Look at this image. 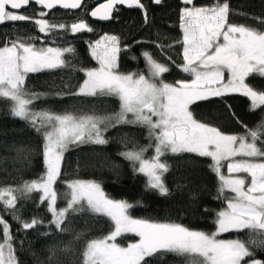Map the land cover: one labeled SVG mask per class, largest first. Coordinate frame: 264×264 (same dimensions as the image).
<instances>
[{
    "label": "snow or ice",
    "instance_id": "6c2138e0",
    "mask_svg": "<svg viewBox=\"0 0 264 264\" xmlns=\"http://www.w3.org/2000/svg\"><path fill=\"white\" fill-rule=\"evenodd\" d=\"M153 3L159 5L162 0H153ZM182 3L181 39L167 45L159 39L152 42L162 54L166 49L181 48L180 61L171 56L168 60L190 78L169 83L163 74L171 70L170 66L158 61L148 50L140 53L147 75L119 72L120 54L130 51L132 45L122 46L120 37L114 34L105 33L94 42H87L90 56L98 67L85 68L75 63L76 48L71 44L59 46L57 34L94 32V28L84 18L71 24L55 23L47 18L50 13L45 10L57 6L64 10H86L85 0H0V25L31 22L37 29L36 35H16L0 41V99L10 103L14 118L25 121L42 135L45 166L44 173L36 179L0 187V264H20L18 251H23L24 241H20L21 247L17 249L12 222L19 225L16 233L44 229L38 235L48 237L69 232L70 218L85 211L107 217L111 227L107 235L86 242L82 264H150L146 258L165 253L183 257L184 264H264V116L249 127L231 113L243 132L229 134L208 121L198 120L192 111L198 102L230 93L246 97L250 112L264 110V89L248 83L253 77L264 79V16L251 18L261 26L254 27L229 21L232 13L229 0H214L207 6H196L195 0H182ZM33 4L39 7L38 11L31 15L23 11ZM118 5L141 9L144 23H148L147 7L142 0H105L86 14L108 21L114 18ZM237 14L247 18L246 13ZM37 42L42 46H37ZM49 42L57 46H47ZM131 59L136 60L137 56ZM66 69L83 73L84 78L73 91L72 77H69L63 83V89L67 90H57L55 96L114 97L119 102V111L97 114L93 106L92 112L76 114L34 108L48 93L30 91L26 86L28 75ZM117 125L147 130V144L133 145L118 155L132 165L134 174L146 178V191H155L160 196L172 194L166 182V175L172 170L168 157L194 154L210 158L209 169L218 180L214 199L224 205L215 212L214 231L134 218L130 214L134 204L107 197L95 180L68 181L64 193L56 190L54 186L62 175L65 153L85 144H108L106 133ZM149 150L153 154L146 157ZM224 162H227L228 175L222 172ZM181 179L187 181V177ZM187 186V182L176 183V190L182 193ZM34 193L38 194V200L34 201L36 208L46 205L50 219L39 215L25 219L21 215L19 202L33 200ZM188 195L192 201L197 198L195 191ZM61 197L66 200L62 208L58 207ZM245 230L247 239L219 238L222 233ZM125 234H134L138 240L122 246L118 238ZM81 235L77 233L66 244L60 241L50 245L48 264H61V254L73 251V244Z\"/></svg>",
    "mask_w": 264,
    "mask_h": 264
},
{
    "label": "trees",
    "instance_id": "16d2710c",
    "mask_svg": "<svg viewBox=\"0 0 264 264\" xmlns=\"http://www.w3.org/2000/svg\"><path fill=\"white\" fill-rule=\"evenodd\" d=\"M148 11V23H144L143 12L139 8L129 10L119 9L114 13V18L107 23L93 22L86 13L95 6L93 0H85L87 9L76 12L53 9L47 17L55 23H68L84 18L93 28L94 32L78 34L58 33L59 46L73 45L76 48L78 59L74 62L85 68L96 66L89 53L88 41H95L105 33L120 37L121 45L131 44L130 51L122 52L118 60V71L121 73L141 72L145 75L148 69L140 53L143 50L150 51L161 63L168 64L170 71L163 74L166 82L174 83L178 79H189L187 74L177 69L168 57L180 61L181 48L176 46L161 53L153 45V41H159L165 45L181 39L179 27V12L183 7L182 0H162L157 5L153 0H142ZM214 0H195L196 6H207ZM232 13L229 21L236 24L257 25L251 18L264 16V0H229ZM39 7L33 4L23 11L31 15L38 11ZM237 13H246L245 16ZM36 35L37 29L31 22H9L0 25V41L5 37L14 38L16 35ZM43 37V34H39ZM135 41H141L137 44ZM37 46H42L37 42ZM47 46L53 45L51 42ZM137 56L136 60L131 57ZM72 90L83 80V73H72L70 70H45L31 73L26 80V86L30 91L48 93L34 104V108H52L58 112H73L82 114L92 112L93 106L97 114H110L119 111V102L114 97L97 98H72L55 96L57 90L63 89V83L69 81ZM248 83L264 89V79L250 78ZM67 90V89H63ZM250 101L237 93H230L223 97H213L210 101L198 102L192 107L194 116L201 121H208L218 126L225 133H241L243 128L233 118L235 113L243 123L249 127L254 126L262 116L264 110L249 111ZM147 130L133 125H117L110 128L106 137L109 143L106 145L85 144L73 148L65 153L61 164L62 175L54 186L59 193L66 191V182L73 180H95L101 184L107 197L114 200H126L135 205L130 209L134 218L151 219L157 222H175L184 226L205 232L215 230L213 223L215 212L224 207L222 201L214 199L217 195L218 180L209 169L210 158L196 157L194 154H184L180 158L168 157L172 170L166 175V182L172 194L160 196L155 191L145 190L146 178L142 174H134L132 165L118 155L122 151L131 149L133 145H145ZM42 135L37 134L25 121L14 118L10 113V103L0 99V187L20 185L25 180H33L40 177L44 171L42 155ZM153 154L151 150L146 157ZM225 166V162L224 165ZM224 168V167H223ZM187 177V181L181 179ZM188 183L183 192L176 190V183ZM195 191L197 198L192 201L188 195ZM38 200V194H33V200L19 202L21 215L25 219H31L33 215H39L50 219L46 213V205L36 208L34 201ZM139 202V203H137ZM66 200L61 197L58 207H65ZM2 208V206H0ZM208 209V211H205ZM11 222V217H8ZM70 231L61 235L39 236V231L44 229L29 230L27 233H16L18 224L12 222L13 234L17 236L16 247L20 249V241L23 240V251H18L20 264H48V247L63 241H73L77 233L82 234L73 244V251L61 254V264H82V252L88 240L105 236L111 227V221L104 216L94 215L88 211L75 214L71 218ZM247 230L242 233L228 232L220 234L219 238L229 240L239 236L247 239ZM138 237L134 234H125L118 238L121 245L134 242ZM63 245H61L62 247ZM35 253V255H33ZM150 264H184V258L173 253H165L162 256L146 258Z\"/></svg>",
    "mask_w": 264,
    "mask_h": 264
},
{
    "label": "water",
    "instance_id": "95a60500",
    "mask_svg": "<svg viewBox=\"0 0 264 264\" xmlns=\"http://www.w3.org/2000/svg\"><path fill=\"white\" fill-rule=\"evenodd\" d=\"M94 1V3H95V6L93 7V8H95V7H97L99 4H102V3H104L105 2V0H93ZM117 7H122V8H125V9H132V8H129V7H127V6H125V5H118ZM92 8V9H93ZM134 8V7H133ZM55 9H61V8H59V6H57ZM91 9V10H92ZM61 10H63V11H72V12H75V11H78V10H80V9H73V10H64V9H61ZM91 10H90V12H91ZM45 11H47V12H50V11H52V10H45ZM89 17H90V19L93 21V22H99V23H107V22H110L111 20H108V21H101V20H97V19H95V18H93V17H91L90 15H89Z\"/></svg>",
    "mask_w": 264,
    "mask_h": 264
},
{
    "label": "rangeland",
    "instance_id": "374dc122",
    "mask_svg": "<svg viewBox=\"0 0 264 264\" xmlns=\"http://www.w3.org/2000/svg\"><path fill=\"white\" fill-rule=\"evenodd\" d=\"M94 42V41H93ZM54 45V44H53ZM94 67H98V64H97V62H96V66H94ZM93 68V67H92ZM190 78V77H189ZM226 164H227V162H225V166H223L222 167V172H223V174L224 175H228V173H227V167H226ZM220 239H222V238H220ZM137 240H138V238H137ZM225 240V239H224ZM122 246H124V245H122ZM126 246V245H125Z\"/></svg>",
    "mask_w": 264,
    "mask_h": 264
},
{
    "label": "flooded vegetation",
    "instance_id": "af4514ba",
    "mask_svg": "<svg viewBox=\"0 0 264 264\" xmlns=\"http://www.w3.org/2000/svg\"><path fill=\"white\" fill-rule=\"evenodd\" d=\"M118 9H123V10H129V9H125V8H122V7H118ZM72 12V11H71ZM76 12V11H75Z\"/></svg>",
    "mask_w": 264,
    "mask_h": 264
}]
</instances>
